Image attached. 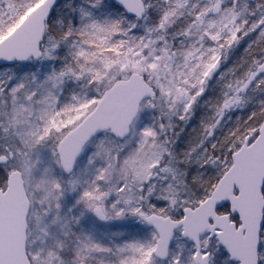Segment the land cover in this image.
I'll use <instances>...</instances> for the list:
<instances>
[{
    "label": "snow or ice",
    "instance_id": "obj_1",
    "mask_svg": "<svg viewBox=\"0 0 264 264\" xmlns=\"http://www.w3.org/2000/svg\"><path fill=\"white\" fill-rule=\"evenodd\" d=\"M0 264H264V0H0Z\"/></svg>",
    "mask_w": 264,
    "mask_h": 264
}]
</instances>
